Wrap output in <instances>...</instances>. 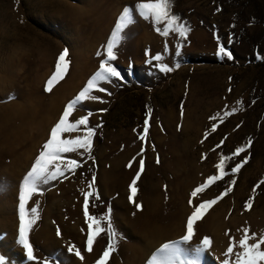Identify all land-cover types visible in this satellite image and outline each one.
I'll list each match as a JSON object with an SVG mask.
<instances>
[{"label":"rangeland","instance_id":"rangeland-1","mask_svg":"<svg viewBox=\"0 0 264 264\" xmlns=\"http://www.w3.org/2000/svg\"><path fill=\"white\" fill-rule=\"evenodd\" d=\"M142 2L149 0H0V119H17L0 123V133L1 128L8 130L4 141L9 143L1 146L9 154L0 161L4 264H96L109 237L106 230L101 232L92 251L87 250L91 223L84 215L87 192H93L89 215L110 216L116 236L109 256L116 264L117 249L129 242L124 233H133V225L131 211L123 217L111 206L105 174L109 160L127 146L132 148V181L140 172V161L144 162L135 197H149V203L159 208L164 197L180 187L183 197L177 202L185 208V220L195 210L189 200L198 205L231 187L202 218L210 221L205 229L210 246L200 258L186 259L223 264L230 241H236L234 253L242 251L238 241L244 229L257 239L264 235V183H259L264 180V0H172L171 12L189 30L183 37L177 32L164 37L155 29H163L165 23L154 25L133 11L136 22L125 29L114 49L117 58L112 64L120 76L103 84L106 92L93 93L99 100L84 101L83 108L70 114L69 122L88 116L87 128L81 125L78 131L61 134V139H76L94 129L90 153L82 148L63 153L61 167L69 159L80 166L41 184L26 202V218L34 219L28 241L36 259L29 261L19 243L24 177L65 106L98 70L105 57L97 53L105 50L123 9ZM220 46L232 54L231 59L218 54ZM65 50L68 69L50 92L45 91ZM156 55L162 59L154 60ZM162 66L171 70L161 71ZM29 109L32 117L24 119ZM238 147L245 151L233 155ZM221 156L232 157L225 161L229 174L193 198L196 187L220 175L215 165ZM245 157L248 163L231 174ZM65 188L71 192L66 194ZM249 201L251 207L246 209ZM34 207L35 217L30 211ZM101 226L106 229L107 221L102 220ZM77 250L82 259L75 255ZM93 253L97 257L91 260Z\"/></svg>","mask_w":264,"mask_h":264},{"label":"snow or ice","instance_id":"snow-or-ice-1","mask_svg":"<svg viewBox=\"0 0 264 264\" xmlns=\"http://www.w3.org/2000/svg\"><path fill=\"white\" fill-rule=\"evenodd\" d=\"M172 0H149V2L138 3L133 8L125 7L118 17V20L114 26V29L111 33V38L108 40L105 46V50L103 52H98L97 56L105 57L101 59L98 70L88 79L86 85L81 89V91L65 106L62 116L59 121L55 124V126L51 129L50 137L46 143L43 144L42 150L39 156L36 158L31 170L26 174L23 179L21 189H20V204H19V243L26 250L27 258L29 261H33L36 258L33 255V249L28 241V233L30 231L32 223H34V219L26 218V210L25 205L26 202L31 198L33 193H36L39 190V186L41 184H47L51 180L57 179L59 176H63L65 174V170L75 172V169L79 167V163L75 159H69L64 167H61V156L63 153H71L75 152L78 148L84 149L86 152L90 153L92 136L94 135V129L88 128L86 135L82 138L78 137L76 139H61L62 133H68L73 131H78L81 125H84L87 128L88 124V116H83L74 122H69V116L78 108H83L84 101L87 100H99V97L95 96L94 92H106V89L103 87V84L106 82H110L112 78H116L120 76V73L113 66L112 61L116 60L117 56L114 49L118 46V44L124 38L125 29H127L130 25L134 24L136 21L133 17V11H138L139 16L143 18L145 21H150L154 25H160L161 23H165L166 26L161 29L157 27L155 30L167 37L170 32H177L181 37H183L186 32L189 30L183 24L178 23L179 17L171 12ZM218 54L226 57L228 59L232 58V54L226 50L224 46L219 47ZM68 55V51L65 50L58 57L55 72L47 81V85L45 91L50 92L55 83L59 82L63 79L65 72L68 69L69 61H66V56ZM154 60L160 61L162 57L160 55H156L153 57ZM150 62V61H149ZM171 69L167 67H161V71H170ZM104 102V101H100ZM235 111V109H233ZM150 110L148 115L150 116ZM230 113H225L224 115H229ZM91 115V113H89ZM148 121L145 120V128L144 133L147 135ZM215 130V126L212 129ZM145 137L142 136L141 139ZM251 141H249V145ZM244 147H238L235 150L233 155L238 156L240 153L244 152ZM232 157L221 156L220 162L215 165V167L219 170L220 175H212L208 178V181L204 184L196 187L192 192L191 196L195 198L198 193H201L209 185L217 180L222 179L224 175H228L229 173L225 171V161L230 160ZM249 157H245L240 163L236 164L235 167L231 168V174H236L240 171L241 167L244 164L248 163ZM159 162V160H157ZM131 167V163L129 164ZM144 162L140 161V172L137 173L136 177L133 179L132 183L129 186L130 195L128 197L130 202H134V197L137 194L136 181L140 177V173L143 172ZM232 185L236 183L235 179L230 182ZM259 183H264V180H261ZM92 185L89 184V188ZM232 189L231 187H226L225 191L220 194L219 197L204 201L199 203L198 205H193L192 200H189V204L194 207V211L187 219V234L183 236L181 241L170 242L163 244L149 259L148 264H199L197 259H185L183 258L186 254H191V251H194L197 256L205 251L207 247L211 244V240L208 237H205L201 242V245L196 247L194 250H188L182 248V244H188L193 235V225L196 221L203 218L206 214L207 210L217 203V201L223 196L227 195ZM93 196V192H87L84 194V215L89 223V234L87 240V250L89 252L92 251V245L94 238L98 236L101 232L107 231V235L109 237L108 247L103 252L102 256L99 260H97L96 264H107V258L110 253L115 250V245L111 241L115 238L116 233L113 229L110 216L106 215L103 218L91 216L88 213L89 207V197ZM136 207L139 209L141 205L137 204ZM246 209H250L251 201H249L245 205ZM31 214L35 217L37 213V208L30 209ZM102 220L107 221L106 229L102 227ZM93 224L95 228L93 229ZM59 235V231L57 233ZM250 240H255L254 243H249ZM236 245V241H230V245L225 252V256L228 257L224 260L223 264H264V235H261L258 239L256 234L253 233L249 235V230L244 229L243 235L240 237L238 241V246L242 251L234 253V247ZM73 248H69V252H72ZM75 255L83 258L79 250L75 252ZM235 255V260H231V257ZM0 264H4L3 258H0Z\"/></svg>","mask_w":264,"mask_h":264},{"label":"bare ground","instance_id":"bare-ground-1","mask_svg":"<svg viewBox=\"0 0 264 264\" xmlns=\"http://www.w3.org/2000/svg\"><path fill=\"white\" fill-rule=\"evenodd\" d=\"M31 109L28 110L30 115L26 112L24 119L32 117L33 113H31ZM9 119L13 120L12 118L7 119L3 117L0 119V123H7ZM16 120L17 119H14L13 121L15 122ZM1 129H3V131L0 133V161L4 160L3 158L9 154L7 150L3 151L1 147L3 145L7 146V144L9 146V143L4 141L6 131L8 130H5L4 128ZM131 150L132 148L127 146L123 152L116 153V155L118 154L117 158L115 157L112 158V160H109L108 169L105 174L109 188L112 191L111 206L114 209H117L123 217L127 215V211H131L130 216L128 217L130 223L133 225V233L130 235L124 233V236L129 238V242L120 245L117 249L116 253L118 262L116 264H148L151 256L163 244L181 241L183 236L187 234V219L185 220L186 213L183 211L185 208L184 206H182L183 208H179L180 204L178 203L180 198L183 197L184 190L182 191L180 187H178L176 191L170 193V196L166 195V198L163 196L165 200L159 208L157 207L158 205L155 206L149 203V197H145L144 200L135 197L136 199L134 198V202H130L128 199L130 191L127 189L131 184V178L134 172L132 165L129 167V164L132 161V155H130ZM78 187L79 186L76 185V188ZM65 191L66 194L71 192L68 188H65ZM147 194H151L152 196L153 191H149ZM137 204L141 205V208L138 209L136 207ZM209 222H207V218H204L203 221L202 219L196 221L193 225L194 235L191 241L188 244H182L181 247L191 251L201 245V242L205 237L210 238L207 230H205L207 229L206 223L210 225ZM190 255L197 258L203 256L202 253L197 256L194 251H191V254H186L183 258L186 259V257ZM95 257H97L96 253L91 254V260L96 259ZM123 258L127 259L126 262ZM111 263L112 258L109 256L107 258V264Z\"/></svg>","mask_w":264,"mask_h":264}]
</instances>
